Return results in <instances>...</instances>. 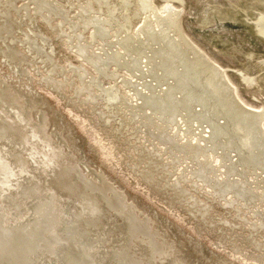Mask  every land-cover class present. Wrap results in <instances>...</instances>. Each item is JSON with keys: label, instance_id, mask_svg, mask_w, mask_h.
<instances>
[{"label": "rangeland", "instance_id": "obj_1", "mask_svg": "<svg viewBox=\"0 0 264 264\" xmlns=\"http://www.w3.org/2000/svg\"><path fill=\"white\" fill-rule=\"evenodd\" d=\"M44 1L0 0V127L1 125L6 126L0 129L2 131L7 129L3 131L4 133L0 131V222L6 221L4 228L2 222L0 223V235L6 237L4 242L0 241V246H7L8 243L14 245L16 242L14 240L28 237V235L40 236L39 239L37 237L35 248L25 247L27 250L24 246L16 250L13 248L15 254L11 252V256H15L10 259L12 261L16 259L14 264H46L45 261L47 264H69V260L77 262L82 260L80 264H124L125 257L131 260H128L129 264L133 262V264H264V260L258 259L259 254L264 251L262 248L264 247V223L260 224V219L264 218V179H261L264 178V173L260 170L249 169V173H246L248 179L242 178L243 181L246 179V182L250 181L251 188L256 191L255 193L253 189L248 190L245 198L250 199L251 195L254 197L256 194L254 200L256 202L251 198L252 204L248 202L249 199H246L247 203L232 204L225 199L227 196L231 197L229 192L225 198L222 196L215 198L212 195V189L207 184L193 183L191 180L192 173L194 174L195 171H191L194 166L193 162L187 157L172 162L175 155L172 153L173 157L169 155L170 152L163 150L165 143L163 139H158L155 149L151 151L150 143L147 141L149 139L146 138L151 134L150 128L143 123H132L136 109L139 111L144 107L142 104V107H138L141 98L135 91H138V88L140 90L139 85L144 79L151 81L150 77L141 72L142 78L139 71H129L131 67L128 64L130 63L128 58V60H122L128 63L125 61L121 64L120 62L116 68H111L112 76L107 71L102 75L104 70H99L101 75L95 72L101 65L97 67L94 63V67V64L87 66L85 63L89 57L87 50L90 51V49L95 51L94 49L97 48V52H103L111 48L110 55L108 54L110 58L119 48V44L114 43L116 37L123 34L117 33L116 35L118 27L110 17L112 24L110 19L108 23L110 22L109 26L112 25L109 29L112 33H108L109 35L106 33L107 39L104 38L105 35L101 37L102 40L99 35H94L96 36L94 38L93 28L89 29V27L86 28L87 25L84 26L85 19L94 14L105 17L107 15L105 7L110 13L113 12L111 13L113 18L116 16L118 18L124 8L118 6L116 0L111 1V5L108 3L110 0L105 2L98 0L101 5L96 0ZM154 1L160 8L165 3L164 0ZM46 2L47 5H52L51 8L49 5L45 6ZM132 2L128 7L131 10L134 7L132 5L134 1ZM112 5L115 6L116 11L112 9ZM171 8L173 17L176 19L177 16L179 20L184 36L212 61L218 63L221 69L223 68L222 70L228 75L240 100L253 108L264 107V37L260 34L256 24L260 16H264V0H173ZM41 9H47V11L50 9V15H47L49 12L43 10L41 12ZM88 12H91L90 15ZM79 14L83 15L80 19ZM130 15L131 21L128 25L131 28L128 27L130 31H134V28L136 29L141 23L142 15L140 13V16L133 13ZM76 22L83 23V26L79 27ZM173 27L171 28L172 34L173 31H179L177 26ZM79 32L80 34H76ZM109 42L110 44H107ZM80 45L83 47L76 48ZM84 47L87 48L84 50ZM81 50L82 54L79 53ZM42 51H45L44 54L49 58ZM85 51L88 52L87 55ZM146 51L141 55L140 60L148 59L150 52ZM126 76L131 81L135 80L133 84H137V87L135 85L133 87L137 89L132 87V82L122 83ZM97 78L98 81H96ZM90 81L93 83L89 84ZM82 83L86 86H82ZM94 83L98 86L93 85ZM150 85L155 87L158 84L155 79H152ZM81 86L83 92H79L78 88ZM84 87L85 89L90 87V90L87 88L88 91H86ZM110 88L114 89L113 95L118 94V99L116 96L112 100L115 103L111 102L113 108L111 104L108 108L106 101L102 99H105L104 93ZM143 89L144 87L140 91L143 92ZM120 96L124 98L129 96L127 102H124ZM172 97H170L171 101ZM120 99L126 104V106L124 104L125 107L123 102H119L122 105L118 106ZM114 105L120 108H115ZM134 105H137L136 109H133ZM101 108L110 112L109 117L114 114L115 109L119 113H115L112 118L107 117L109 119L105 121L97 115L99 113L97 111ZM144 108L149 112L151 110L150 107L145 106ZM123 113H125L124 118ZM117 114H121L118 115V119ZM165 117L176 123L175 117ZM166 119L165 122L168 125ZM171 121L172 126L169 124L167 131L176 127V124H172ZM160 123L166 124L164 120ZM184 124L182 121V128ZM200 126L203 131L199 129ZM200 126L194 127L193 131L191 130V133L185 137H200V134V138L206 137L207 125L201 124ZM102 129L105 131L103 132ZM98 136L103 141L98 139ZM224 138L220 141H224ZM205 139L203 137L202 141ZM212 142L210 145L208 141L203 142V146L206 145V147L202 149L209 148L208 151H203L204 153L210 152L212 148L215 149L219 145L218 141L215 144ZM211 145L212 147H209ZM108 146L115 147V157ZM143 153L150 156L149 159ZM155 157L162 159L163 163L156 162L158 158ZM153 158L156 159L155 164L152 162ZM223 161L217 174L221 173L224 164L226 167L232 164L230 160ZM140 173L143 175L140 176ZM13 175L14 177H11ZM148 175H151L155 183ZM234 175L231 178H237V174ZM179 178L181 185L178 182ZM144 179L148 181L145 183ZM174 181L178 184L173 185ZM151 182L154 185H151ZM21 186L25 188L22 189ZM24 191L27 193H23ZM45 219L48 220L47 231L50 236L52 235L51 237H47L46 229L41 226L42 224L47 225L42 221ZM240 244L243 246L240 247ZM252 246H255V249ZM242 248L244 252L246 250V256Z\"/></svg>", "mask_w": 264, "mask_h": 264}, {"label": "bare ground", "instance_id": "obj_2", "mask_svg": "<svg viewBox=\"0 0 264 264\" xmlns=\"http://www.w3.org/2000/svg\"><path fill=\"white\" fill-rule=\"evenodd\" d=\"M34 1V0H33ZM44 1V0H43ZM95 1V0H94ZM98 1V0H96ZM104 2L106 0H103ZM113 0H110L108 3L109 5L110 2ZM132 1H134V7L132 8V10L130 8H128L130 6L131 3H133ZM165 3L162 6V8H160L159 6L157 7V3L154 0H116V3L118 4V6L123 7L126 11L128 10V12L124 11V9L122 10L123 13L120 14L117 18V16L115 18H117L115 20V18L112 17L111 12L108 10V8L105 7V9H107V15H105V17H99L96 16L95 14L93 16H91L90 18L88 17L90 15H87V19H85L84 21V26L93 28V36L94 35H99V38L101 39V37L104 35L106 36V33L110 34L112 32H110V27L108 23V20L110 19V17L113 19V22H116V25L118 27V29H116L117 31L115 32L116 35L117 33H123L121 34V36H117L114 43L115 44H119V48H117V51L115 52L114 50V54H111L112 56L109 58L108 54L110 53V50H104L102 48V50H104L103 52H97L98 50L94 49L95 51H90L87 50L89 52V57L86 59L85 63H87L86 65H93L94 63H96L97 67L98 65H101L100 67H98L99 69H97L98 71L95 72H99L102 71V75L104 74L105 71H107V73H111L112 76V72L110 71L111 68H116V66L124 59H127L128 61H130V63H128V61H126V63H128L130 65V70H136L139 71L140 75L143 78V74H146V76L150 77L151 81H143V83H140L139 86L144 87L143 92H141V88L138 91H135L137 93H139L138 95L140 96L141 100L140 105L142 104V106H146V107H150L151 110L146 111L144 107H142L143 109L138 111L136 109V106H133V109L135 108V115H134V119L133 122L134 124L136 123H143L145 125H147L150 128V135H147V141H149V145H150V150H154L155 149V144L156 141L158 139L160 140H164V146H163V150H166L169 153V155L173 153V155H175V159L172 162H177L179 161V159L182 158H190L189 160H191V162H193L192 164H194V166L192 167V170L194 171V174L192 173V178L191 180L193 181V183H199V184H207L211 189H212V195H214L215 198H218L222 196V198L228 194H231V197L227 196L225 199L226 201H228L229 203L232 204H236L238 202H246L245 198L248 194H246L248 192V190L251 191V184L250 181L246 180L248 179L246 176V173H249V169L252 170H260L262 173H264V107L261 108H253L250 107L248 105H246L244 102H242L240 100V98L237 95L236 89L235 87L231 84L230 79L228 77V75L226 74V72L224 70L221 69V66L212 61L201 49L197 48L195 46V44L193 45L192 42H190L183 34V30L180 27V23L179 20H177V16L176 19L173 17L172 13H171V6L173 3V0H164ZM30 2V1H29ZM45 2V1H44ZM100 4V1H98ZM115 2V1H114ZM10 3V2H9ZM50 3V2H49ZM91 3V2H90ZM115 3V5H116ZM45 4V3H43ZM98 4V3H97ZM39 5H42L41 3H39ZM47 5V2L45 4V6ZM49 5V4H48ZM47 5V6H48ZM101 5V4H100ZM98 5V7L100 6ZM103 5V2H102ZM44 6V7H45ZM46 6V7H47ZM52 5H49V7ZM87 7V4L85 5ZM90 6V5H89ZM105 6V5H104ZM117 6V7H118ZM40 7V6H38ZM37 7V8H38ZM43 7V8H44ZM48 7V8H49ZM108 7V6H107ZM112 9L115 7H113V5L111 6ZM120 7V8H121ZM41 8V7H40ZM39 8V9H40ZM51 8V7H50ZM53 8V7H52ZM102 8V6H101ZM99 8V9H101ZM110 8V7H109ZM85 9V8H84ZM95 9V8H94ZM104 9V8H103ZM102 9V11H103ZM104 9V11H106ZM116 11V8H114ZM119 9V7L117 8V10ZM129 9L131 11H129ZM43 9H41L42 12ZM50 9L43 10L45 12H49ZM52 10V9H51ZM82 10V9H81ZM91 10V8H90ZM98 10V9H97ZM111 10V9H110ZM121 10V9H120ZM89 11V10H88ZM109 11V12H108ZM112 11V10H111ZM5 12V11H4ZM83 12V11H82ZM119 12V11H118ZM133 14H138L139 13L142 15V21L141 23L138 25V27H136V29L134 28V31H130L131 27L128 25L129 22L131 21V13ZM175 12V11H174ZM85 13V12H84ZM102 13V12H101ZM52 14V13H51ZM82 14V13H81ZM87 14V13H86ZM50 15V12L49 14ZM100 15V14H99ZM79 19L83 16H81L79 14ZM85 16V15H84ZM101 16V15H100ZM136 16V15H135ZM134 16V18H135ZM140 16V15H139ZM78 17V16H77ZM86 17V16H85ZM133 17V15H132ZM138 17V16H137ZM84 19V17H83ZM81 19V20H83ZM112 19H110L111 24H112ZM10 20V19H9ZM115 20V21H114ZM61 21V20H60ZM59 21V22H60ZM80 21V20H79ZM63 22V21H62ZM75 23V22H74ZM77 23V22H76ZM86 23V24H85ZM69 24V23H68ZM71 24V23H70ZM83 24V23H82ZM81 23H77L76 25H82ZM257 29L259 30L260 34L263 35L264 37V16H260L259 21H257ZM114 25V24H113ZM131 25V23H130ZM83 26V25H82ZM130 28H129V27ZM132 26V25H131ZM175 26H177V28H179V31H173V34L171 33V28ZM78 26L76 27L77 30L79 28ZM72 28V27H70ZM174 28V27H173ZM82 29V27H81ZM85 29V28H84ZM130 29V30H129ZM75 30V29H74ZM92 30V29H91ZM174 30V29H173ZM84 33V32H83ZM114 33V34H115ZM76 34H80L76 33ZM108 34V35H109ZM75 35V33H74ZM101 35V36H100ZM112 35V34H111ZM77 36V35H76ZM79 36V35H78ZM81 37V35H80ZM80 37H77L78 39H81ZM96 36H94L95 38ZM72 38V37H71ZM74 38V36H73ZM76 38V37H75ZM91 38V37H90ZM107 39V36L104 37ZM103 38V39H104ZM77 39V40H78ZM105 39V42H106ZM84 40V39H83ZM102 40V39H101ZM79 41V40H78ZM87 41V40H86ZM110 41V40H109ZM73 42V41H72ZM85 42V41H84ZM112 42V41H111ZM104 43V41H103ZM113 43V42H112ZM78 44V42H76V45ZM85 44V43H83ZM81 44V45H83ZM88 44V43H87ZM86 44V45H87ZM107 44H110L107 43ZM76 46V48H81L83 46ZM101 45V44H100ZM75 46V45H74ZM88 46V45H87ZM110 46V45H109ZM89 47V46H88ZM102 47V46H100ZM116 47V45H115ZM114 47V48H115ZM75 48V49H76ZM87 47H84V50ZM99 48V47H98ZM83 50V49H82ZM82 50L79 52L82 54ZM100 50V51H102ZM146 50H148L150 52V55L148 56V59L140 60L141 55L144 52H147ZM41 52V51H40ZM45 51H42V53L44 54ZM87 52V53H88ZM86 53V51H85ZM86 53V55H87ZM77 54V53H76ZM45 55V54H44ZM110 55V54H109ZM147 55H145V57L147 58ZM25 56V55H24ZM43 56V55H40ZM46 57H48L47 55H45ZM49 58V57H48ZM85 58V57H84ZM109 59V60H108ZM23 60V59H22ZM123 63V64H124ZM128 66V65H127ZM95 67V64H94ZM93 68V67H92ZM118 68V67H117ZM127 68V67H126ZM129 68V67H128ZM53 69V68H52ZM95 69V68H94ZM93 69V70H94ZM80 70V69H79ZM85 70V69H84ZM96 70V69H95ZM115 70V69H114ZM127 71V69H126ZM55 72V71H54ZM74 72V71H73ZM77 72V71H76ZM82 72V71H81ZM128 72V71H127ZM52 73V72H51ZM101 72H99L100 74ZM108 73V74H109ZM130 73V72H128ZM132 73V72H131ZM75 74V73H74ZM85 74V73H84ZM81 74V75H84ZM106 74V73H105ZM101 75V74H100ZM128 75V74H127ZM131 76H133L132 74H130ZM93 76V75H92ZM107 76V74H106ZM110 76V75H109ZM72 77V76H71ZM95 77V76H93ZM134 77V76H133ZM137 77V76H136ZM45 78V77H44ZM47 78V77H46ZM51 78V77H50ZM53 78V76H52ZM83 78V77H82ZM92 78V77H91ZM90 78V79H91ZM123 78V77H122ZM135 78V77H134ZM146 78V77H145ZM43 79V78H42ZM96 79V78H95ZM139 79V78H138ZM152 79L156 80L157 82V86L153 87L152 85H150V83L152 82ZM48 80V79H47ZM52 80V79H51ZM51 80H49L51 82ZM82 80V79H81ZM80 80V81H81ZM84 80V78H83ZM93 80V79H92ZM147 80V78H146ZM59 81V80H58ZM95 81V80H94ZM98 81V78L97 80ZM95 81V82H96ZM135 81V80H134ZM134 81H131L130 79H128V77H124L122 80V83H131L133 84ZM82 82V81H81ZM91 82V81H90ZM137 83H139L138 81H136ZM49 83V82H48ZM54 83V82H53ZM86 83V82H85ZM93 82L89 83L92 84ZM99 83V82H98ZM121 83V82H120ZM135 83V82H134ZM159 83H162L161 85H159ZM50 84V83H49ZM60 84V83H59ZM88 84V85H89ZM54 85V84H53ZM85 85L82 83V86ZM87 85V86H88ZM95 85V83L93 84ZM91 85V86H93ZM96 85L98 86V84L96 83ZM95 85V86H96ZM124 85V84H123ZM135 84L132 85V87ZM137 85V84H136ZM135 85V86H136ZM154 85H156V83H154ZM58 86V84H57ZM56 86V87H57ZM63 86V85H62ZM78 88L79 92H83V87ZM86 86V85H85ZM150 88H149V87ZM54 87V88H56ZM60 87V85H59ZM58 87V88H59ZM77 87V86H76ZM111 87V86H110ZM114 87V86H113ZM137 87V86H136ZM133 87V88H136ZM88 88V90H90V87H86V89ZM93 88V87H92ZM60 89V88H59ZM76 89V88H75ZM85 89V87H84ZM85 89V90H86ZM106 89V88H105ZM118 89V88H117ZM137 89V88H136ZM84 90V91H85ZM86 90V91H88ZM116 90V89H115ZM119 90V89H118ZM133 90V89H132ZM104 91V90H103ZM145 91V92H144ZM92 92V91H91ZM89 92V93H91ZM106 93H104V98H102L103 100L106 101L107 103V107L109 104H111L112 100H114L116 98V94L113 95L114 89L107 90L105 91ZM116 92V91H115ZM134 92V93H135ZM141 92V93H140ZM131 93V92H130ZM87 94V93H86ZM94 94V93H93ZM142 94V96H141ZM120 95V94H119ZM93 96V95H92ZM90 96V97H92ZM173 96V97H172ZM87 97V96H86ZM89 97V98H90ZM129 97V96H128ZM124 98V96H120V98L124 99V102H127V98ZM172 97V101L171 98ZM175 97V98H174ZM93 98V97H92ZM91 99V98H90ZM89 99V100H90ZM94 99V98H93ZM100 99V98H99ZM118 99V96H117ZM120 99L121 101H118L117 104H119V102H123V100ZM81 100V99H80ZM87 100V99H86ZM137 100V99H136ZM91 101V100H90ZM130 101H133L132 99H130ZM93 102V101H92ZM100 102V101H99ZM123 102V106L124 103ZM129 102V101H128ZM82 103V102H81ZM80 103V104H81ZM95 103V102H94ZM115 103V102H112ZM119 104L118 106L122 105ZM138 103V102H136ZM79 104V106H80ZM83 105V104H82ZM92 105V104H91ZM113 104H111L110 106L112 107ZM116 105V104H115ZM115 108H120L115 106ZM148 105V106H147ZM105 105H103L104 107ZM110 106L108 108H110ZM126 106V104H125ZM124 106V107H125ZM132 106V105H131ZM78 107V106H77ZM90 107V106H89ZM102 107V108H103ZM105 107V108H107ZM122 107V106H121ZM130 107V105H129ZM137 107V108H138ZM84 108V107H83ZM87 108V107H86ZM101 110L97 111V115L100 119L102 120H108L109 118H112V116H114L115 113H117V109H115V112L113 115H111L110 117L108 116V114L111 112L110 109H108L110 112H107V110ZM113 108V107H112ZM128 108V107H127ZM125 108V109H127ZM185 108V110H184ZM89 109V108H88ZM122 109V108H121ZM130 109V108H128ZM80 111V110H79ZM83 111V110H82ZM124 111V110H123ZM133 111V110H132ZM92 112V111H91ZM107 112V113H106ZM134 112V111H133ZM112 113V112H111ZM119 113V112H118ZM131 113V111H130ZM137 113V114H136ZM125 113H123V118ZM118 115L121 114H117V119H118ZM116 116V115H115ZM165 116H169V117H175V122H172L171 119H166ZM109 117V118H107ZM128 117V116H127ZM163 118L164 123H160L161 121L163 122V120L160 121V119ZM121 118V116H120ZM130 118V116H129ZM132 118V116H131ZM94 119V118H93ZM165 119L168 120V123L170 124V121L172 122V124H176L175 128H171L168 131L166 130L168 126H170L169 124L167 125V122H165ZM124 120V119H123ZM128 120H132V119H128ZM117 121V120H116ZM120 121V120H119ZM118 121V122H119ZM182 121H184V125L183 128L181 127ZM100 122V121H99ZM128 122V121H126ZM126 122H121V123H125ZM131 121H129L130 123ZM102 123V122H101ZM105 123V122H104ZM114 123V122H113ZM120 123V124H121ZM128 123V124H129ZM133 124V125H134ZM201 124H205L208 127V131H207V135L206 137H204L205 140L202 141L203 137H193V138H187L185 136H188V133H191V130L196 127V126H200ZM139 125V124H138ZM6 127L4 125H1V127ZM91 126V125H90ZM120 126V125H119ZM130 126V125H129ZM172 126V125H171ZM0 127V128H1ZM93 127V126H92ZM107 128V127H106ZM136 128V126L134 127ZM197 128V127H196ZM105 129V128H104ZM117 129V128H116ZM199 129H201V126L199 127ZM7 130V129H5ZM3 129V131H5ZM103 130V129H102ZM112 130V129H111ZM198 129H196L197 131ZM202 130V129H201ZM0 131H2L0 129ZM2 131V132H3ZM105 130H103L104 132ZM118 131V130H117ZM193 131V130H192ZM203 131V130H202ZM9 132V131H8ZM112 132V131H111ZM114 132V131H113ZM112 132V133H113ZM198 132V131H197ZM1 133V132H0ZM4 133V132H3ZM97 133V132H96ZM109 134V133H108ZM103 135V134H102ZM110 135V134H109ZM199 135V133H198ZM4 136V135H3ZM100 136V135H99ZM97 137L98 139H100L101 141H103L100 137ZM108 136V135H107ZM111 136V135H110ZM114 137V136H113ZM227 137V138H224ZM3 138V137H2ZM107 138V137H106ZM116 138V137H115ZM222 138H224V141H220ZM137 139V138H136ZM226 139V140H225ZM5 140V139H4ZM113 140V139H111ZM106 141V140H105ZM138 141V140H137ZM208 141L209 145L210 142H214L219 144L215 149L210 148V152H206L208 151L209 148L207 147L206 150H203L202 147H206L203 146L204 143ZM216 141V142H215ZM11 142V141H10ZM110 142V141H109ZM159 142V141H158ZM204 142V143H203ZM212 142V143H213ZM108 143V142H107ZM114 143V142H112ZM117 143V142H115ZM13 144V143H12ZM15 144V143H14ZM122 144V143H121ZM158 144V143H157ZM161 144V143H160ZM208 144V143H206ZM115 146V144H113ZM118 145V144H117ZM213 145V144H212ZM209 146V147H212ZM25 146V145H24ZM109 147V150L112 152L113 156L115 157V147ZM124 146V145H123ZM137 146V145H136ZM142 146V145H141ZM120 147V146H119ZM147 147V146H146ZM121 148V147H120ZM126 149V148H125ZM145 149V148H144ZM161 149V148H160ZM121 150V149H119ZM118 150V151H119ZM136 150V149H135ZM148 150V151H150ZM39 151V150H38ZM157 151V150H156ZM204 151V152H203ZM35 152V151H34ZM163 152V151H162ZM117 153V152H116ZM152 153V152H150ZM165 153V151H164ZM232 153L234 155H232ZM126 154V152L124 153ZM145 155V153H143ZM142 154V155H143ZM148 154V153H146ZM153 154V153H152ZM156 153H154L155 155ZM159 154V153H158ZM138 155V154H137ZM143 155V156H144ZM149 155V154H148ZM17 156V155H16ZM121 156V155H120ZM127 156V155H126ZM130 156V155H129ZM128 156V158H130ZM141 156V155H140ZM141 156V157H143ZM147 156V155H145ZM153 156V155H151ZM158 156V155H157ZM148 157V156H147ZM150 157V156H149ZM148 157V159H149ZM173 157L171 159H173ZM229 157V159L227 158ZM144 158V157H143ZM158 158V157H155ZM227 158V159H225ZM231 158V159H230ZM14 159V158H13ZM12 159V160H13ZM117 159V157H116ZM121 159V158H120ZM139 159V158H138ZM152 159V157L150 158ZM154 159V158H153ZM158 158V161L156 159L152 160V162L154 163L155 160L156 162L163 163L162 159ZM230 160V162H232V164L227 165L228 167H226V165H223V170L220 171V174H217V172H219V168H221L220 165H222V161L223 160ZM11 160V161H12ZM119 160V159H118ZM124 160V159H123ZM133 160V159H132ZM144 160V159H143ZM185 160V159H184ZM224 160V161H225ZM232 160V161H231ZM14 161V160H13ZM17 161V160H16ZM19 161V160H18ZM122 162V160H120ZM130 161V160H129ZM141 161V159H140ZM147 161V160H146ZM151 161V160H150ZM148 161V162H150ZM223 161V162H224ZM50 162V161H49ZM124 162V161H123ZM132 162V161H131ZM151 162V163H152ZM165 162V161H164ZM186 162V161H185ZM184 162V163H185ZM226 162V161H225ZM229 162V163H230ZM157 163V165H158ZM168 163V162H167ZM166 163V164H167ZM180 163V162H179ZM2 164V163H1ZM11 164V163H10ZM19 164V163H18ZM121 164V163H120ZM128 164V163H126ZM150 164V163H149ZM148 164V165H149ZM155 164V163H154ZM175 163H173L174 165ZM235 164V165H233ZM13 165V164H12ZM21 165V164H20ZM123 165V164H122ZM147 165V163H146ZM172 165V166H173ZM176 165V164H175ZM129 166V165H128ZM153 166V165H152ZM151 166V167H152ZM163 166V165H161ZM180 166V165H179ZM210 166H213L210 168ZM3 167V165H2ZM11 167V166H10ZM14 167V166H13ZM148 167V166H147ZM146 167V169H147ZM150 167V168H151ZM226 167V168H225ZM129 168V167H128ZM153 168V167H152ZM156 168V167H155ZM158 168V167H157ZM188 168V166H187ZM186 168V169H187ZM210 168V169H208ZM164 169V168H162ZM168 169V168H167ZM173 169V168H172ZM175 169V168H174ZM190 169V168H189ZM128 170V169H127ZM131 170V169H130ZM133 170V169H132ZM145 170V169H144ZM151 169H149V172ZM154 170V169H153ZM251 170V171H252ZM17 171V170H16ZM78 171V170H77ZM135 171V170H134ZM139 171V170H138ZM143 169L140 171L142 173ZM148 171V169L146 170ZM189 171V170H188ZM153 172V171H152ZM180 172V171H179ZM235 172V173H233ZM257 172V171H256ZM255 172V174H256ZM129 173V172H128ZM138 173V172H137ZM140 173V176L143 175ZM144 173V172H143ZM147 173V172H146ZM145 174V173H144ZM154 175V173H151V175ZM232 174V175H231ZM236 175V177H232L233 175ZM246 174V175H245ZM254 174V176H255ZM75 175V174H74ZM151 175H148V177L151 178ZM174 175V174H173ZM178 175V174H177ZM234 175V176H235ZM245 175V176H244ZM257 175V174H256ZM9 178V175H7ZM27 176V175H26ZM71 176V175H70ZM147 176V175H146ZM4 177V176H3ZM11 177H14L11 176ZM179 177V176H178ZM246 177L247 179L245 181H243L244 178ZM5 178V177H4ZM7 178V177H6ZM154 178V176H153ZM181 178V177H180ZM180 178H179V184L180 183ZM184 178V176L182 177ZM190 178V177H189ZM255 178V177H254ZM259 178V177H258ZM10 179V178H9ZM8 179V180H9ZM146 179V177H145ZM144 182L146 183V180ZM148 179V178H147ZM152 179V178H151ZM253 179V178H252ZM264 179V178H261ZM26 180V179H25ZM141 180V178H140ZM177 180V179H176ZM185 180V179H184ZM183 180V181H184ZM189 180V179H188ZM255 180V179H254ZM19 181V180H18ZM143 181V179H142ZM153 181V179H152ZM182 181V180H181ZM191 181V182H192ZM264 181V180H263ZM7 182V181H6ZM10 182V181H9ZM155 183V181H153ZM151 182V185L154 183ZM169 182V181H168ZM3 183V182H2ZM82 183V182H81ZM172 183V182H171ZM192 183V184H193ZM258 183V182H257ZM261 183V182H260ZM25 184V183H24ZM28 184V183H27ZM144 184V183H143ZM173 184V183H172ZM177 181H174L173 185H177ZM259 184V183H258ZM26 185V184H25ZM22 185V186H25ZM146 185V184H145ZM150 185V186H151ZM191 185V184H190ZM253 185V184H252ZM16 186V185H15ZM20 186V185H19ZM21 188H25L22 187ZM157 186V185H156ZM195 186V185H194ZM263 186V183H262ZM154 187V186H153ZM153 187H149V188H153ZM178 187V186H177ZM31 188V187H29ZM173 188V187H172ZM201 188V187H200ZM218 188V189H217ZM185 189V188H184ZM196 189V188H195ZM199 189V188H198ZM21 190V189H20ZM18 190V191H20ZM31 190V189H30ZM33 190V189H32ZM35 190V189H34ZM106 190V189H105ZM154 190V189H153ZM152 190V191H153ZM158 190V189H157ZM188 190V189H187ZM151 191V192H152ZM205 191V190H204ZM254 191V189H253ZM22 192V191H20ZM256 193V191H254ZM23 193H27V192H23ZM251 193V192H250ZM263 193V192H262ZM158 194V193H157ZM260 194V192H259ZM258 194V195H259ZM21 195H23L21 193ZM163 195V194H162ZM165 195V194H164ZM167 195V194H166ZM165 195V196H166ZM246 195V196H245ZM250 195V194H249ZM256 196V194H254ZM253 195V196H254ZM170 196V195H169ZM252 197V200L254 201L256 198ZM84 197V195H83ZM161 197V195L159 196V198ZM164 197V196H163ZM168 197V196H167ZM86 198V197H85ZM166 198V197H165ZM196 198V197H194ZM209 198V197H208ZM245 198V199H244ZM250 198V199H251ZM264 198V197H263ZM164 199V198H163ZM249 199L248 202L251 203V200ZM32 200V199H31ZM166 200V199H165ZM213 200H215L213 198ZM260 200V199H259ZM118 201V200H117ZM252 201V202H253ZM227 202V203H228ZM256 202V201H254ZM244 203V204H246ZM249 203V204H250ZM221 204V203H220ZM252 204V203H251ZM262 204V203H261ZM34 205V204H33ZM39 205V204H38ZM209 205V204H208ZM223 205V204H221ZM228 205V204H227ZM240 205V204H239ZM50 206V205H49ZM206 206V205H205ZM204 206V207H205ZM210 206V205H209ZM212 206V205H211ZM238 206V205H237ZM250 206V205H249ZM203 207V208H204ZM255 207V206H254ZM51 208V207H50ZM211 208V207H210ZM261 208V207H260ZM32 209V208H31ZM55 209V208H54ZM202 209V208H201ZM200 209V211H202ZM210 210V209H208ZM251 210H253L251 208ZM250 210V211H251ZM257 211V210H256ZM245 213V212H244ZM49 214V213H48ZM30 215V214H29ZM37 215V213H36ZM46 215V214H45ZM44 215V216H45ZM52 215V214H51ZM262 215V214H261ZM128 216V215H127ZM126 216V217H127ZM51 217V216H50ZM54 217V216H53ZM36 218V217H35ZM128 218V217H127ZM126 218V219H127ZM4 219V218H3ZM48 219V218H47ZM53 219V218H52ZM51 219V220H52ZM37 220V219H36ZM35 220V221H36ZM243 220V219H242ZM43 223L47 224V225H41L44 226V228L47 231V227H48V223L45 220H42ZM250 221V220H248ZM261 223H264V218L260 219ZM2 222V221H1ZM0 222V223H1ZM6 221L2 222V227L4 228ZM21 222V221H20ZM33 222V221H31ZM40 222V221H39ZM85 222V221H84ZM93 222V221H92ZM141 222V221H140ZM257 223V221H255ZM254 222V223H255ZM42 223V222H41ZM13 225V223H11ZM9 224V225H11ZM33 224V223H32ZM37 224V223H36ZM54 224V222H53ZM92 224V223H91ZM95 224V223H94ZM260 224H258V226H260ZM22 225V224H21ZM25 225V224H24ZM39 225V224H38ZM139 225V224H138ZM257 225V224H256ZM264 225V224H263ZM16 226V225H15ZM31 226V225H30ZM35 226V225H34ZM52 226V225H49ZM67 226V225H66ZM93 226V225H92ZM262 226V225H261ZM10 227V226H9ZM8 227V228H9ZM20 227V226H19ZM27 227V226H26ZM36 227V226H35ZM56 227V226H55ZM73 227V226H72ZM253 227V226H252ZM21 228H23L21 226ZM37 228V227H36ZM35 228V229H36ZM41 228V227H39ZM42 227V229H44ZM67 228V227H66ZM128 228V227H127ZM257 228V227H256ZM24 229V228H23ZM26 229V228H25ZM34 229V230H35ZM4 230V229H3ZM21 230V229H19ZM30 230V229H29ZM51 230V229H50ZM137 230V229H136ZM140 230V229H139ZM146 230V229H145ZM1 231V230H0ZM25 231V230H24ZM20 232V231H19ZM22 232V230H21ZM39 232V231H38ZM41 232V231H40ZM52 232V231H51ZM73 232V231H72ZM31 233V231H30ZM37 233V232H35ZM43 233V232H42ZM17 234V233H15ZM20 234V233H18ZM23 234V233H21ZM47 237H51L49 234V231L46 232ZM53 234V233H52ZM132 234V233H131ZM10 235V234H9ZM12 235V234H11ZM25 235V234H24ZM70 235V234H69ZM16 236V235H15ZM57 236V235H56ZM55 236V237H56ZM60 236V235H59ZM150 237V235H148ZM244 236V235H243ZM241 236V237H243ZM22 237V236H20ZM37 235L36 234H32V235H28V237L25 238H20L16 241L15 244H11L8 243L7 246H0V264H14V261H12L10 259L11 256V252H13L15 254V252L13 251V248L16 250V248H21V246L25 247H29L30 249L35 248V242L37 241ZM40 237V236H39ZM38 237V239H39ZM43 237H45L43 235ZM42 237V238H43ZM54 237V236H53ZM6 237L4 235H0V241H3ZM12 238V237H11ZM72 238V237H71ZM52 239V238H51ZM149 239V238H148ZM152 239V238H151ZM241 239V238H240ZM244 239V238H242ZM7 240V239H6ZM55 240V239H54ZM245 240V239H244ZM5 241V240H4ZM3 241V242H4ZM242 241V240H240ZM42 242V241H41ZM45 242V241H44ZM52 242V240H51ZM68 242V241H67ZM153 242V241H152ZM62 243V242H61ZM240 243V242H239ZM243 243V242H242ZM247 243V242H246ZM3 244V243H2ZM51 244V243H50ZM58 244V243H57ZM237 244V243H235ZM41 245V243H40ZM44 247V244H42ZM234 245V244H233ZM232 245V246H233ZM239 245V244H238ZM237 245V246H238ZM246 245V244H244ZM250 245V244H249ZM259 245V244H258ZM47 246V245H46ZM45 246V247H46ZM243 244H240V247H242ZM247 246V245H246ZM261 246V243H260ZM32 247V248H31ZM50 247V246H49ZM69 247V246H68ZM76 247V246H75ZM156 247V246H155ZM159 247V246H158ZM249 247V246H248ZM255 249V246H252ZM258 246H256L257 248ZM23 248V247H22ZM64 248V247H63ZM71 248V247H70ZM74 248V246H73ZM72 248V249H73ZM81 248V247H80ZM235 248V247H234ZM264 248V247H262ZM262 248H260L262 250ZM26 249V248H25ZM68 249V248H66ZM78 248H76L77 250ZM244 248H242L241 250H243ZM247 249V248H246ZM27 250V249H26ZM69 250V249H68ZM258 250V249H257ZM264 250V249H263ZM75 251V250H74ZM123 251V250H122ZM249 251V250H248ZM252 251V250H251ZM28 252V251H27ZM26 252V253H27ZM35 252V251H34ZM33 252V253H34ZM85 252V251H84ZM244 252V250H243ZM246 252V250H245ZM244 252V253H245ZM257 252V251H256ZM259 252V250H258ZM257 252V253H258ZM261 252V251H260ZM12 253V254H13ZM18 253V251H17ZM20 253V252H19ZM22 253V252H21ZM20 253V254H21ZM26 253L25 256H26ZM127 253V252H126ZM169 253V252H168ZM242 253V251H241ZM252 253V252H251ZM28 254V253H27ZM87 254V253H86ZM124 254V253H123ZM249 254V253H248ZM75 255V254H74ZM79 255V254H77ZM165 255V254H164ZM253 255V254H252ZM260 255V256H259ZM259 255L260 258H258L259 260L262 259V261L264 260V251L261 252ZM15 256V255H14ZM13 256V257H14ZM89 256V255H88ZM102 256V255H101ZM134 256V255H133ZM242 256V254H241ZM246 256V253H245ZM254 256V255H253ZM19 257V256H18ZM66 257V256H64ZM91 257V256H90ZM109 257V256H108ZM165 257V256H164ZM244 257V256H242ZM256 257V256H255ZM253 257V258H255ZM26 258V257H25ZM38 258V257H37ZM78 260L79 258L76 257ZM85 258H87L85 256ZM94 258V257H93ZM118 258V257H117ZM130 258V257H129ZM249 258V256H248ZM252 258V259H253ZM71 259V258H70ZM73 259V258H72ZM120 259V258H119ZM19 260V259H18ZM46 260V259H45ZM64 260V259H63ZM66 260V259H65ZM128 258L124 260V264L128 263ZM142 260V259H141ZM255 260V259H253ZM23 261V260H22ZM69 264H80L77 261L74 260H69ZM85 261V260H83ZM87 261V259H86ZM92 261V260H91ZM131 261V260H129ZM256 261L257 258H256ZM19 261H17L18 263ZM44 262V260L42 261ZM67 262V260L65 261ZM121 262V261H120ZM45 263L47 264V262L45 261ZM134 263V262H133ZM131 263V264H133ZM143 263V262H142ZM258 263V262H257ZM261 263V261H260ZM264 263V262H263ZM29 264V263H28ZM31 264V263H30ZM43 264V263H42ZM50 264V263H49ZM63 264V263H62ZM86 264V263H85ZM123 264V263H122ZM129 264V263H128ZM141 264V263H140Z\"/></svg>", "mask_w": 264, "mask_h": 264}]
</instances>
